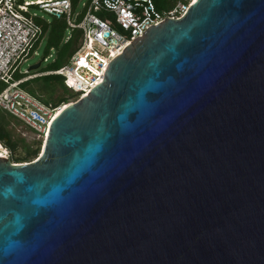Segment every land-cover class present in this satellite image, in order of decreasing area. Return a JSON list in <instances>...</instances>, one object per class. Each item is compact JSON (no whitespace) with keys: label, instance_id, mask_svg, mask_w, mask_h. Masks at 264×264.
<instances>
[{"label":"water","instance_id":"water-1","mask_svg":"<svg viewBox=\"0 0 264 264\" xmlns=\"http://www.w3.org/2000/svg\"><path fill=\"white\" fill-rule=\"evenodd\" d=\"M0 264H264V0L150 26L0 157Z\"/></svg>","mask_w":264,"mask_h":264},{"label":"built area","instance_id":"built-area-1","mask_svg":"<svg viewBox=\"0 0 264 264\" xmlns=\"http://www.w3.org/2000/svg\"><path fill=\"white\" fill-rule=\"evenodd\" d=\"M193 1L176 0L171 9L156 12L150 0H83L79 6L84 12L76 20L78 14L71 10L70 0H0V110L32 131L42 142L49 122L60 107L44 104L21 89L19 83L55 73L62 77L69 91L77 93V98L84 96L101 81L110 59L128 43L166 18L179 19ZM33 5L56 19H64L68 31L79 30L77 47L59 70L12 80V73L26 60L41 31L34 21ZM99 10L106 11L112 18L99 17L96 14ZM0 152L3 158L8 157V150L1 145Z\"/></svg>","mask_w":264,"mask_h":264},{"label":"trees","instance_id":"trees-1","mask_svg":"<svg viewBox=\"0 0 264 264\" xmlns=\"http://www.w3.org/2000/svg\"><path fill=\"white\" fill-rule=\"evenodd\" d=\"M70 2H71V10L73 12H77L78 15L76 16V20H79V18L84 12V8H80L78 11H76L78 0H70ZM150 2L152 4L154 11L162 12L171 9L175 4L176 0H150ZM31 7H36V6L33 5ZM138 10H140V7H138ZM96 14L101 18H105V17L112 18L110 14H108L106 11L103 10L97 11ZM46 16L47 17L36 15L34 17V21L40 26L41 31L37 36V38L33 41L28 51V55L32 54V51H34L39 41L41 39H44L45 51L42 55V58H45L46 56L49 55L48 51L50 49L54 50L55 58L52 61L50 68L48 69L39 70L32 72L30 74H23V75L17 72L15 73L13 72L12 76L15 77L14 80H18L22 77L35 73H43V72H51V71L59 70L67 62L71 53L76 49L77 41L79 37V30L72 29L68 31L64 19L62 18L56 19L49 14H46ZM38 77L45 78L44 86L47 92L46 91L44 93L42 92L43 94L42 96L36 95L35 97L44 104H49L52 107H57L60 105H64L67 102L68 97L74 95L77 96V93H73L67 89V87L62 82V77L58 74L49 73L43 76H35L33 78H38ZM33 78L22 81L21 83H19L18 86L24 91H26L24 88V84ZM56 89H59L60 93L57 96L52 97ZM27 93L29 94V92ZM8 116L12 118L10 115ZM6 123L7 120L0 113V145L8 150L9 154L7 159L11 163H24L28 161L26 160L27 158L35 157V154L37 153V147L35 149H30V147L22 139L20 140L13 139L10 132L5 127ZM17 147H20L21 150L24 152L25 154L24 157L14 156V151Z\"/></svg>","mask_w":264,"mask_h":264},{"label":"rangeland","instance_id":"rangeland-1","mask_svg":"<svg viewBox=\"0 0 264 264\" xmlns=\"http://www.w3.org/2000/svg\"><path fill=\"white\" fill-rule=\"evenodd\" d=\"M83 1V0H79L77 3V7H76V11H78L80 9L79 6V2ZM33 10L36 12V15H40V16H44L47 17L45 13H43L40 10H37L36 7H32ZM35 54H30L28 55V57L26 58L25 61L20 62L19 65L17 66V70L19 72H17V70L14 71L20 74H30L32 72L35 71H39V70H45L50 68V65L52 63V61L55 58V53L54 50L50 49L48 51V56L45 57V59L43 61L40 62V65L38 66L37 69L35 70H30V71H25L26 68L31 65L34 64L36 62H38L40 60V58L42 57L44 51H45V40L41 39L38 43V45L36 46V48L34 49ZM43 76V75H40ZM15 77L11 75V79L13 80ZM44 81L45 78L44 77H38V78H33L29 81H27L24 84V88L27 92H29V94H31V96L35 97L36 95H40L42 96V92L44 93L45 91L47 92V90L45 89L44 86ZM2 87V85H0V88ZM60 93L59 89H56L53 93L52 97L57 96ZM36 98V97H35ZM77 98V96H71L67 98V102H73L75 101ZM65 103V104H66ZM0 113L5 117V119L7 120V123L5 124L6 129L10 132L11 136L13 139H17L20 140L22 139L29 147L30 149H35L37 147V153L35 154V157H29L26 160L31 161L34 160L38 155L39 152L41 150V146L43 143V140L41 142V139L38 138L34 133H32V131H30L29 129L25 128L24 126H22L20 123H18L16 120H13L12 118H10L4 111L0 110ZM24 152L21 150L20 147H17L14 151V156H19V157H24ZM26 161V162H28Z\"/></svg>","mask_w":264,"mask_h":264},{"label":"bare ground","instance_id":"bare-ground-1","mask_svg":"<svg viewBox=\"0 0 264 264\" xmlns=\"http://www.w3.org/2000/svg\"><path fill=\"white\" fill-rule=\"evenodd\" d=\"M69 82H70V83L73 82L71 78H69ZM64 105H65V104H64ZM64 105H63V106H64ZM63 106H61V107L56 111V113H55L54 116L52 117L51 121L49 122L48 127H47V130H46V135H47V133H48L49 127H50V125H51L53 119L55 118V116L57 115V113L59 112V110H60ZM46 135H45V137H46ZM45 137H44V138H45ZM44 138H43V141H44ZM0 157L3 158V156H2V152H0Z\"/></svg>","mask_w":264,"mask_h":264},{"label":"clouds","instance_id":"clouds-1","mask_svg":"<svg viewBox=\"0 0 264 264\" xmlns=\"http://www.w3.org/2000/svg\"><path fill=\"white\" fill-rule=\"evenodd\" d=\"M59 107H61V106H59Z\"/></svg>","mask_w":264,"mask_h":264}]
</instances>
